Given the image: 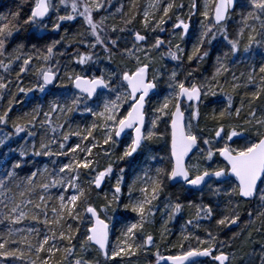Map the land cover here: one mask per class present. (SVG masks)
Instances as JSON below:
<instances>
[{
  "label": "snow or ice",
  "instance_id": "snow-or-ice-1",
  "mask_svg": "<svg viewBox=\"0 0 264 264\" xmlns=\"http://www.w3.org/2000/svg\"><path fill=\"white\" fill-rule=\"evenodd\" d=\"M0 264H264V0L0 13Z\"/></svg>",
  "mask_w": 264,
  "mask_h": 264
},
{
  "label": "trees",
  "instance_id": "trees-1",
  "mask_svg": "<svg viewBox=\"0 0 264 264\" xmlns=\"http://www.w3.org/2000/svg\"><path fill=\"white\" fill-rule=\"evenodd\" d=\"M17 2H18V0H0V13L6 12L8 10V7H15V4ZM243 220H244V223H241L240 228H235L236 232H240L241 229H243L245 227L246 220H247L246 215L243 217ZM174 231L176 234L169 237V239L172 241H175L177 239V237L179 236V225L178 224H177L176 229H174ZM244 235H246V232L244 233ZM231 236H232V231H227L226 235L222 234V238H225V239H230ZM239 246H240V240H237L234 244V248L238 249Z\"/></svg>",
  "mask_w": 264,
  "mask_h": 264
},
{
  "label": "rangeland",
  "instance_id": "rangeland-1",
  "mask_svg": "<svg viewBox=\"0 0 264 264\" xmlns=\"http://www.w3.org/2000/svg\"><path fill=\"white\" fill-rule=\"evenodd\" d=\"M157 238L159 239V233L157 232Z\"/></svg>",
  "mask_w": 264,
  "mask_h": 264
}]
</instances>
